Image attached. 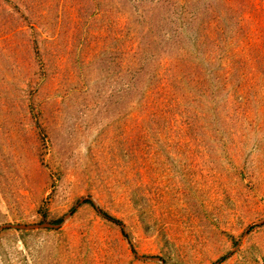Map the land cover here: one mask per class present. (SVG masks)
I'll return each instance as SVG.
<instances>
[{
    "label": "rangeland",
    "instance_id": "1",
    "mask_svg": "<svg viewBox=\"0 0 264 264\" xmlns=\"http://www.w3.org/2000/svg\"><path fill=\"white\" fill-rule=\"evenodd\" d=\"M45 223L0 264H264V0H0V228Z\"/></svg>",
    "mask_w": 264,
    "mask_h": 264
},
{
    "label": "water",
    "instance_id": "2",
    "mask_svg": "<svg viewBox=\"0 0 264 264\" xmlns=\"http://www.w3.org/2000/svg\"><path fill=\"white\" fill-rule=\"evenodd\" d=\"M60 225L56 224H50V223H45L41 225H28V226H3L0 228V230L6 229V228H15V229H21V230H32V229H38V228H54L57 229L59 228Z\"/></svg>",
    "mask_w": 264,
    "mask_h": 264
},
{
    "label": "trees",
    "instance_id": "3",
    "mask_svg": "<svg viewBox=\"0 0 264 264\" xmlns=\"http://www.w3.org/2000/svg\"><path fill=\"white\" fill-rule=\"evenodd\" d=\"M85 203L90 204V205H91L92 207H94L95 209H98L97 206H96V204H95L92 200H87V201H85ZM101 214H103L104 217L108 218L109 220H112V221L115 222L116 224H118V225H120V226L122 225L121 221H119V220H117V219H114V218H112V217H109V215H107L106 213L101 212ZM221 260H224V258L221 259Z\"/></svg>",
    "mask_w": 264,
    "mask_h": 264
}]
</instances>
